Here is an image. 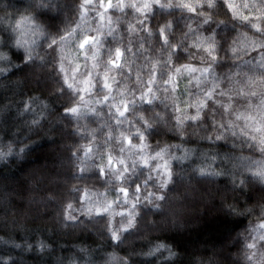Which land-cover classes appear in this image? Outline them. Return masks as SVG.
<instances>
[{
  "label": "clouds",
  "instance_id": "1",
  "mask_svg": "<svg viewBox=\"0 0 264 264\" xmlns=\"http://www.w3.org/2000/svg\"><path fill=\"white\" fill-rule=\"evenodd\" d=\"M0 264H264V0H0Z\"/></svg>",
  "mask_w": 264,
  "mask_h": 264
}]
</instances>
